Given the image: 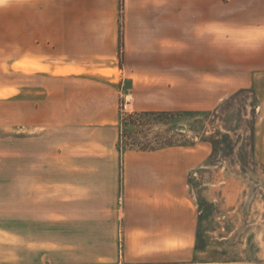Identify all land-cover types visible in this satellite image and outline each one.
Masks as SVG:
<instances>
[{"label":"crops","instance_id":"0c3cea01","mask_svg":"<svg viewBox=\"0 0 264 264\" xmlns=\"http://www.w3.org/2000/svg\"><path fill=\"white\" fill-rule=\"evenodd\" d=\"M237 3L218 24L208 0L196 3L200 9L190 0H0V33L13 22L30 35L16 64L43 60L32 36L38 19L45 34L65 35L58 63L65 64V154L46 165L57 178L38 189H0L1 198L12 197L14 226L38 227L30 242H42L46 264H221L199 260L210 245L196 247L198 211L187 182L208 150L119 152L114 91L124 83L120 95L138 112H171L182 106L165 83H206V94L208 83H237L260 104L256 154L264 146V0ZM49 19L65 25L49 29ZM90 83L105 89L89 93ZM13 235L19 247L10 248L21 249L22 234ZM6 250L0 236V264Z\"/></svg>","mask_w":264,"mask_h":264},{"label":"rangeland","instance_id":"374dc122","mask_svg":"<svg viewBox=\"0 0 264 264\" xmlns=\"http://www.w3.org/2000/svg\"><path fill=\"white\" fill-rule=\"evenodd\" d=\"M190 1L193 8L202 7L196 5L202 0ZM237 4V0H213L210 7L208 0L207 7L213 9L214 21L220 24L223 15L236 13ZM44 21L38 19V32L32 35L38 40L36 53L43 58L35 65L16 64L17 55L28 52L30 35L15 32L13 22L0 33V189H38L57 178L46 165L65 154V64H58L65 57L61 50L65 35L45 34ZM48 22L52 30L65 25V19ZM46 41H53L58 50L51 51ZM52 55L55 58L45 62ZM236 86L214 81L207 84L206 94V83H165L167 92L174 88L182 110L138 112L134 99L120 95L126 85L118 84L114 91L118 97L114 109L118 149L193 146L200 155L206 148L207 157L187 181L198 211L196 247L204 250L210 245L208 254L199 260L264 264V146L253 153L255 125L262 112L252 90ZM84 88L89 93L105 89L97 83ZM87 100L93 103L91 98ZM124 103L126 113L121 111ZM0 202L6 203L0 210V236L7 246L5 264H46L42 242H30L38 227L14 226L12 197L0 195ZM15 230L22 234L21 249L10 248L19 247Z\"/></svg>","mask_w":264,"mask_h":264},{"label":"built area","instance_id":"2783aa9c","mask_svg":"<svg viewBox=\"0 0 264 264\" xmlns=\"http://www.w3.org/2000/svg\"><path fill=\"white\" fill-rule=\"evenodd\" d=\"M121 111H122L123 113L128 112V105H127V103H124V104L122 105V107H121Z\"/></svg>","mask_w":264,"mask_h":264},{"label":"trees","instance_id":"16d2710c","mask_svg":"<svg viewBox=\"0 0 264 264\" xmlns=\"http://www.w3.org/2000/svg\"><path fill=\"white\" fill-rule=\"evenodd\" d=\"M163 114L165 113V112H162ZM147 115V114H146ZM139 150H155V149H146V148H139Z\"/></svg>","mask_w":264,"mask_h":264}]
</instances>
